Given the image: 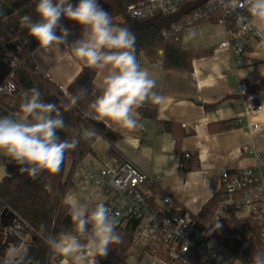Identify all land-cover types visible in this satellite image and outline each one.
Wrapping results in <instances>:
<instances>
[{"label": "crops", "instance_id": "1", "mask_svg": "<svg viewBox=\"0 0 264 264\" xmlns=\"http://www.w3.org/2000/svg\"><path fill=\"white\" fill-rule=\"evenodd\" d=\"M112 18L118 25L122 20L121 17ZM62 24L71 31L69 41L79 37V25L67 19ZM227 30L228 27L215 22H203L183 30V48L206 53L193 61L190 72L165 70L161 62L162 51L156 61H150L142 53L139 64L155 80L154 91L165 98L160 104L152 102L151 98L144 103L146 107H155L156 119L143 118L139 114L138 127L132 132L110 121H99L115 132L118 139L111 144L102 137L97 138L92 143L93 152L89 153L87 161L84 163L82 159V167L98 172L130 161L142 172L159 179L158 183L148 185L151 190L170 194L178 205L198 214L219 192L222 169L253 165L256 152H264V111L261 115L247 117L237 105V100L240 97L239 86L243 82L253 89L248 96L252 102L261 103L264 107V88H256L264 80V40L254 37L241 55H230L219 48L227 38ZM193 32L195 36L188 38ZM66 54L63 46L60 50L53 46L47 52L38 47L33 57L37 70L65 95H78L81 88L86 90L87 95L82 96L79 103L85 112L89 103L100 94L94 83L99 76L81 62L66 61ZM164 121L172 122L173 131L165 128ZM253 121L261 124L260 131L251 133L247 129V123ZM222 125L228 128L221 129ZM180 134L184 136L178 140ZM128 135L135 138V147L126 142ZM165 145H170L172 151L165 152ZM245 145L253 147L254 151H243ZM182 153L197 154L200 162V168L184 177L181 176ZM163 155L173 157L172 164L166 166L167 170L155 165L156 157ZM81 163L72 177L68 194L75 192L82 197L94 196L98 201L105 200L108 197L105 191L82 179ZM27 243L24 238L19 247ZM141 257L131 247L125 262L110 253L97 260L99 264H139ZM61 260L53 253L50 264H61Z\"/></svg>", "mask_w": 264, "mask_h": 264}, {"label": "clouds", "instance_id": "2", "mask_svg": "<svg viewBox=\"0 0 264 264\" xmlns=\"http://www.w3.org/2000/svg\"><path fill=\"white\" fill-rule=\"evenodd\" d=\"M239 13L247 28L264 31V0H233L230 5ZM35 13L38 19L25 14L20 18L22 28L28 30L39 48L51 51L53 46L67 50L65 60L81 62L96 71L99 79L94 81L99 95L92 100L83 113L84 118L101 122H112L121 129L132 132L138 127V109L146 100L160 104L165 98L154 91L155 80L149 71L142 68L136 56V35L128 27L114 23L110 13L99 0H37ZM67 19L80 26L77 39L69 41L71 31L62 24ZM195 36L190 33L188 38ZM68 103L63 111H70L87 95L79 89L78 95L66 94ZM20 114L0 115V153L14 161L18 171L33 179L41 172L57 174L61 171L65 154L75 149L79 141L62 139L59 131L66 127L63 111L55 103L41 98L39 89L32 88L22 93ZM86 140L97 136L94 128H82ZM126 142L136 146L133 136H126ZM107 147V143L105 142ZM165 152H171L165 145ZM173 157L163 155L155 159L158 168L167 170ZM96 201V202H94ZM63 203L69 208L74 224V233L61 232L48 236L46 243L52 252L61 257V264H99L98 257H106L111 245L119 244L121 235L111 209L96 197H82L80 193L67 194ZM216 222L211 231L219 229ZM45 226L40 225L43 234ZM0 264H34L28 257V248L19 245L10 247ZM38 264V262H35ZM252 264H264V251L252 256Z\"/></svg>", "mask_w": 264, "mask_h": 264}, {"label": "trees", "instance_id": "3", "mask_svg": "<svg viewBox=\"0 0 264 264\" xmlns=\"http://www.w3.org/2000/svg\"><path fill=\"white\" fill-rule=\"evenodd\" d=\"M75 3L78 0H73ZM139 0H99L100 4L110 13L112 17H121L120 26L128 27L136 35V56L139 62L143 53L150 61H156L161 54L162 66L165 70H179L190 72L193 70V61L204 56L205 52H197L192 49H185L182 46V32L178 33V39L174 36L166 37L164 30L153 26L139 28L137 20L133 19L128 7ZM37 0H0V57L5 61H12L14 53L6 47V44L18 40L23 42L18 47L15 55L19 64L15 69L16 91L11 96L0 95V115H6L8 110H19L22 102V93L32 88L39 89L41 98L46 102L55 103L63 111V105L68 103L65 93L53 82L42 75L36 66L33 57L34 51L39 47L37 41L29 35L28 30L20 25L21 16L28 14L34 20L38 19L35 13ZM192 3H186V6ZM182 7V8H183ZM188 15V14H187ZM187 15H183L179 22L184 21ZM64 20V19H63ZM62 20V21H63ZM92 73L95 70L90 69ZM0 70V82L4 79ZM256 88H264V80L256 85ZM253 92L248 88L246 97ZM74 95V94H73ZM78 103L70 110L63 111L66 127L59 131L62 139L79 141L75 149L68 150L65 154L61 171L57 174L41 172L33 179L27 173L21 174L16 164L8 168L7 174L0 180V248L3 245L7 234L12 229H18L25 238L29 239L28 257L38 264H50L52 250L46 243L48 236H56L61 232L74 233V224L69 215V208L63 203L64 197L68 194L72 177L77 166L82 162L85 155L92 153V143L99 137L114 144L118 135L104 126L101 122L86 119L83 116V107ZM143 118L156 119L155 107H146L144 104L138 110ZM167 130H172V122H162ZM82 128H94L97 136L93 140H86L81 135ZM228 126L222 125L221 129ZM184 134L178 135V140ZM71 163L69 165V161ZM200 168L197 154H181V176ZM222 191L213 195L197 214L199 222L215 226L216 222L221 227L212 231L213 236L226 248L233 252L240 261L248 263L252 256L259 252L262 246L260 229L256 222L250 218H240L235 210L231 209L224 218L217 219L214 211L217 208ZM13 212L15 223L9 225L10 219L6 216ZM5 222L8 225H5ZM45 226L43 234L40 232V225ZM116 231L121 235L119 244L110 246L109 253L125 262L135 232L134 225H122L116 223ZM22 229H19V228ZM189 264H197L191 262Z\"/></svg>", "mask_w": 264, "mask_h": 264}, {"label": "built area", "instance_id": "4", "mask_svg": "<svg viewBox=\"0 0 264 264\" xmlns=\"http://www.w3.org/2000/svg\"><path fill=\"white\" fill-rule=\"evenodd\" d=\"M196 1L139 0L128 7V12L133 19L145 21L156 14L170 16L181 11L184 4ZM71 2L75 4L73 0ZM232 2L208 0L192 10L184 21L179 20L163 29L164 34L178 39V33L190 26L215 22L228 27L227 38L219 48L230 55H241L254 37L264 40V33L247 28L239 15L247 16V13L243 9L234 10L230 6ZM18 64L19 59L14 53L10 61L11 72L0 82V95L11 96L16 91L15 69ZM248 88L245 83L240 84L237 105L247 117L261 115L263 104H254L250 97H246ZM18 114L19 110H8L6 115ZM246 127L251 133L262 129L258 121L248 122ZM242 150L251 153L254 148L245 145ZM81 172L83 180L107 193L108 197L101 201L111 209L115 223L135 226L132 249L142 256L139 264H252V260L248 263L240 261L213 236L209 225L199 222L197 214L178 205L170 194L151 190L148 185L158 183L159 179L142 172L132 162L123 161L114 168L98 172L82 167ZM220 190L222 193L214 216L224 218L233 209L240 218L251 217L260 229L262 246L259 252L264 251V152H256L253 165L222 169Z\"/></svg>", "mask_w": 264, "mask_h": 264}, {"label": "water", "instance_id": "5", "mask_svg": "<svg viewBox=\"0 0 264 264\" xmlns=\"http://www.w3.org/2000/svg\"><path fill=\"white\" fill-rule=\"evenodd\" d=\"M208 0H198L192 4H188L184 6L181 11L172 14L170 16H163L162 14H156L154 17H152L150 20L145 21H138L137 25L139 28H147L150 26H153L157 29H167L172 24L178 22L183 15L189 14L192 10L196 9L197 7L203 5ZM23 42V40H18L13 43H8L6 47L13 51L14 53H18V47ZM0 70L3 72L4 75H8L11 72V66L9 61H5L2 57H0ZM6 219H10L9 225L13 226L15 223V214L13 212H10ZM5 225H8L7 222H5ZM25 236L18 231V229H12L7 236L3 243V245L0 248V257H3L6 251L12 247V245H21L24 242ZM28 248V246H27Z\"/></svg>", "mask_w": 264, "mask_h": 264}, {"label": "rangeland", "instance_id": "6", "mask_svg": "<svg viewBox=\"0 0 264 264\" xmlns=\"http://www.w3.org/2000/svg\"><path fill=\"white\" fill-rule=\"evenodd\" d=\"M89 154L86 155L84 158H83V161L84 163L87 161V159L89 158ZM71 163V160L69 161V165ZM13 165H15V162L14 161H11L10 158H7L5 157L2 153H0V180L3 179V177L7 174V171H8V168L9 167H12ZM82 167V163L80 165ZM78 172L80 171L79 167H78ZM19 229H22L21 227ZM27 241H29L28 238H25ZM14 246V245H12ZM26 247V244L25 245H22V248H25ZM148 264H151V262H149ZM154 264H162L161 262H156Z\"/></svg>", "mask_w": 264, "mask_h": 264}]
</instances>
